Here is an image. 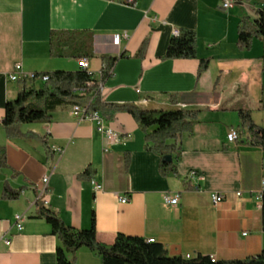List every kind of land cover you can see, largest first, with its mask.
Wrapping results in <instances>:
<instances>
[{
	"label": "crops",
	"instance_id": "0c3cea01",
	"mask_svg": "<svg viewBox=\"0 0 264 264\" xmlns=\"http://www.w3.org/2000/svg\"><path fill=\"white\" fill-rule=\"evenodd\" d=\"M263 6L264 0H241L230 9L222 7V0H135L134 5L126 0H0V122L7 101L20 89L9 78L17 64L22 76L81 69L79 56L51 55L53 30L74 34L65 47L72 54L83 52L91 37L88 72L94 80L100 78L102 56L119 57L101 89L105 102L154 112L199 111L182 139L180 177L160 173V157L147 149L144 132L127 112L105 118L122 134L108 150L97 124L75 115L71 104L53 111L50 121L16 125L18 137L1 127L8 166L0 169V264H58L61 241L39 216V199L76 228H90L94 213L98 241L108 246L121 233L154 239L170 257L221 261L261 254L258 195L264 193V149L248 143L239 110H251L255 123L264 126V43L254 39L251 49L241 50L238 29L244 17L257 19ZM175 28L196 31V58L161 59ZM145 39V56H135ZM202 59H209V66L198 78ZM42 84L34 82L36 88ZM173 94L179 95L178 103L172 102ZM232 128L240 130L235 142L227 137ZM88 167L93 179L80 177ZM6 181L22 189L19 199L2 198ZM166 193L179 195L178 204H166ZM215 193L224 194V200L215 203ZM17 214L25 216L23 230L15 225ZM74 264L103 262L82 247Z\"/></svg>",
	"mask_w": 264,
	"mask_h": 264
},
{
	"label": "trees",
	"instance_id": "16d2710c",
	"mask_svg": "<svg viewBox=\"0 0 264 264\" xmlns=\"http://www.w3.org/2000/svg\"><path fill=\"white\" fill-rule=\"evenodd\" d=\"M241 0H238L240 2ZM257 19L244 17L238 29V47L241 50H249L254 39H260L264 43V10L256 11ZM74 34L65 30H53L50 33L51 55L55 57L79 56V58L91 56V37L85 40L84 51L71 53L65 47L69 46ZM148 45L145 39L137 57L143 58ZM198 36L192 29H181L175 36L161 59H193L197 57ZM125 56V55H122ZM103 67L98 80L84 69L78 71L57 70L36 74L48 76L41 87H35L36 79H19L20 87L15 99L8 100L5 105V118L0 122V128H4L9 137H18L15 126L24 123L46 122L52 118V112L59 107L71 104L78 105L87 111H98L105 118H111L119 112L130 113L145 134L146 147L160 157V173L163 176L180 177L177 162L182 152V139L185 133L191 132L193 125L198 120V110H170L154 112L144 110L132 103L116 104L107 103L102 99L99 83L104 84L112 75L119 57L102 56ZM264 61V55L262 57ZM209 59H202L198 69V78L208 68ZM92 81L94 84L88 85ZM219 81H217L216 85ZM78 90H84L78 93ZM171 100L178 103L179 95L173 94ZM261 109L264 110V89L262 93ZM239 116L241 127L250 135L248 143L251 146L264 149V126L255 123L252 111L240 109ZM151 130V128H154ZM170 159H166V157ZM129 162V157L127 159ZM8 166L7 151L0 147V169ZM93 170L88 167L80 177L93 179ZM22 189L12 187L9 181L4 184L2 198L5 200H17ZM263 203V228H264V193ZM39 216L46 219L51 225L52 233L61 241L57 249L58 264H74L76 254L82 247H87L96 252L103 264H264V251L251 258L241 260L212 261L210 256L199 255L194 258L170 257L166 247L157 242L137 237L118 234L115 242L108 246L98 241L96 219L93 213L91 227L80 229L67 225L60 215L48 208L45 202L37 201ZM73 256V260L68 259Z\"/></svg>",
	"mask_w": 264,
	"mask_h": 264
},
{
	"label": "built area",
	"instance_id": "2783aa9c",
	"mask_svg": "<svg viewBox=\"0 0 264 264\" xmlns=\"http://www.w3.org/2000/svg\"><path fill=\"white\" fill-rule=\"evenodd\" d=\"M126 2L128 4H135V0H126ZM239 2L238 0H222V7L224 9H230L232 7H234L235 5H237ZM262 10H264V6L261 8ZM174 35L178 36L180 34V31L175 28L174 29ZM78 64L79 67L81 69L84 70H89V60L87 57H82L78 60ZM22 71V65L21 64H17L15 67V70L9 75V78L11 81H19V79H41L43 81H46L48 79V76H37L36 74H30V75H25L22 76L20 75V72ZM94 84L92 81L88 82V85ZM103 84L99 83V88L102 89ZM84 92V90H82ZM73 112L75 115H82L84 118H88L89 120L95 122L97 124V129L98 131L103 135V137L106 140V150L109 149L110 145H114V144H119L122 140V134L120 132H118L117 130L113 129L112 127H110L107 123V120L105 119V117L103 115L100 114V112L98 111H87L86 108L78 106V105H74L73 106ZM228 141L230 142H235L240 138V130L236 129V128H232L230 129V131L228 132ZM60 150V149H59ZM44 183L48 182V177H45L43 179ZM95 188L97 190L102 189L101 185L96 184ZM241 192H237V195H240ZM262 195L263 193H260L258 195V199L261 200L262 199ZM224 194H220V193H215L212 195V199L215 203H219L221 201L224 200ZM128 197H123L122 201L126 202L128 201ZM164 201L166 204L168 205H176L179 202V195H172L171 193H166L164 195ZM24 220H25V216L23 214H17L15 216V225L17 227L18 230H23L24 228ZM149 242H154V239H149ZM8 244L10 243L9 240L6 241ZM190 258V257H188ZM212 261H216L215 257H211Z\"/></svg>",
	"mask_w": 264,
	"mask_h": 264
},
{
	"label": "water",
	"instance_id": "95a60500",
	"mask_svg": "<svg viewBox=\"0 0 264 264\" xmlns=\"http://www.w3.org/2000/svg\"><path fill=\"white\" fill-rule=\"evenodd\" d=\"M166 159H168V160H169V159H170V157L168 156V157H166Z\"/></svg>",
	"mask_w": 264,
	"mask_h": 264
}]
</instances>
